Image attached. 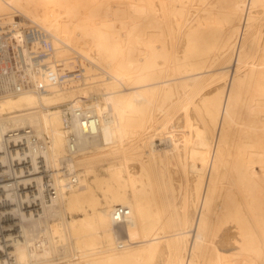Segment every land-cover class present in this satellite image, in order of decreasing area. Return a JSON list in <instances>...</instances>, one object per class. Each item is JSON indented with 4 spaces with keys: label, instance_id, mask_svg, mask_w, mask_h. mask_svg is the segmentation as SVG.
<instances>
[{
    "label": "bare ground",
    "instance_id": "6f19581e",
    "mask_svg": "<svg viewBox=\"0 0 264 264\" xmlns=\"http://www.w3.org/2000/svg\"><path fill=\"white\" fill-rule=\"evenodd\" d=\"M131 1L0 0V18L50 34L65 76L0 95L3 128L36 125L51 166L69 169L23 227L18 264H264V0ZM60 105L88 117L70 160Z\"/></svg>",
    "mask_w": 264,
    "mask_h": 264
},
{
    "label": "built area",
    "instance_id": "2783aa9c",
    "mask_svg": "<svg viewBox=\"0 0 264 264\" xmlns=\"http://www.w3.org/2000/svg\"><path fill=\"white\" fill-rule=\"evenodd\" d=\"M16 14L0 18V95L43 94L65 76L54 62L50 34ZM82 107H62L68 160L79 149L80 121L88 119ZM49 142L48 135L31 126L4 129L0 118V264H18L14 250L25 238L23 227L30 218L40 219L58 199L57 173L60 168L65 174L69 169L67 160L56 169L51 166ZM69 179V184L76 180L72 174ZM130 215L127 207L115 206V226L122 229ZM35 234L36 238L41 235L39 230Z\"/></svg>",
    "mask_w": 264,
    "mask_h": 264
},
{
    "label": "rangeland",
    "instance_id": "374dc122",
    "mask_svg": "<svg viewBox=\"0 0 264 264\" xmlns=\"http://www.w3.org/2000/svg\"><path fill=\"white\" fill-rule=\"evenodd\" d=\"M123 1V0H122ZM129 1H131V0H129ZM130 3V2H129ZM131 3H134V1H131ZM184 30H185V26L182 28V30H181V35H182V33L184 32ZM180 39H181V37H180ZM182 43V40H178L176 43H175V45H174V50H176V51H178L179 49H180V47H181V43ZM97 73H99V72H97ZM96 73V75L95 76H93V77H91L89 80H100V79H103L104 78V75L102 74V73H99V75ZM61 107H63L62 105H60L59 106V108H61ZM157 116H158V121H160V122H162V121H165L166 119H167V114L166 113H159V112H157ZM158 123V122H157ZM30 126L31 127H33L34 129H36L37 131H38V128H37V126L36 125H34V124H30ZM154 129L156 128V126L154 125V127H153ZM136 155V154H135ZM134 155V156H135ZM115 159V157H114V155H109V156H105V157H103L102 158V160L101 161H98V162H96L95 163V165H96V170L98 171V172H101L102 171V169L101 168H103V166H106V165H108L112 160H114ZM134 162H136L135 160H133ZM133 162V163H134ZM180 170V171H179ZM179 170H178V174H179V178H180V181H181V184H182V188L180 189V193L182 194H180L179 195V197H180V199H181V196H183V195H186V193L185 194H183V192H184V189H185V191H186V186H184V184L186 185V181H185V176H184V171L183 170H181L180 169V167H179ZM184 187V188H183ZM182 190V191H181ZM183 198V197H182ZM53 217L54 216H52V218H49V221H50V223H52L57 217H54V219H53ZM167 216H164V218L163 219H165ZM163 223H164V221H163ZM55 245H57L59 248V251H60V253H62L63 251L61 250V247H62V249H63V244H61V243H58V244H55ZM72 252H73V249H72ZM73 254V253H72ZM58 256V255H57ZM54 258H55V263L56 264H68V262L70 261V260H72L73 258L76 260V257H57L56 258V256L54 255Z\"/></svg>",
    "mask_w": 264,
    "mask_h": 264
}]
</instances>
